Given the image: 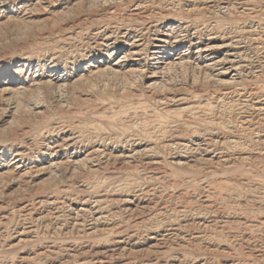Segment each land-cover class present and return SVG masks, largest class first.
<instances>
[{
	"label": "rangeland",
	"instance_id": "rangeland-1",
	"mask_svg": "<svg viewBox=\"0 0 264 264\" xmlns=\"http://www.w3.org/2000/svg\"><path fill=\"white\" fill-rule=\"evenodd\" d=\"M0 264H264V0H0Z\"/></svg>",
	"mask_w": 264,
	"mask_h": 264
},
{
	"label": "bare ground",
	"instance_id": "bare-ground-1",
	"mask_svg": "<svg viewBox=\"0 0 264 264\" xmlns=\"http://www.w3.org/2000/svg\"><path fill=\"white\" fill-rule=\"evenodd\" d=\"M171 31H172V30H171ZM169 33H170V32H169ZM161 42H164V41H161ZM160 48H161V47H160ZM163 49H164V48H163ZM157 51H158V50H157ZM159 54H161V53H159ZM210 54H211V53H210ZM159 56H160V55H159ZM177 56H178V55H177ZM193 57H194V56H193ZM177 58H178V57H177ZM178 59H180V58H178ZM178 59H177V61H178ZM161 60H162V61H161ZM163 60H164L163 58H162V59H161V58H160V59H157V63L155 64V65H157V66H156L157 69H159V66H158V65H162V64L164 65ZM187 60H188V59H187ZM152 65H153V64H152ZM155 65H154V66H155ZM164 66H165V65H164ZM156 68H155V69H156ZM213 68H214V67H213ZM155 69H154V70H155ZM154 70H153V71H154ZM207 70H208V69H207ZM153 71H152V72H153ZM215 71H216V70H215ZM154 72H155V71H154ZM157 73H158V72H157ZM150 75H151V74H150ZM155 76H157V75H153L152 78L155 77ZM154 80H155V79H154Z\"/></svg>",
	"mask_w": 264,
	"mask_h": 264
}]
</instances>
